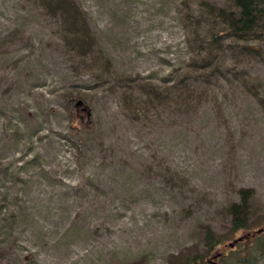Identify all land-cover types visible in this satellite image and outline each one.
<instances>
[{
    "label": "rangeland",
    "instance_id": "rangeland-1",
    "mask_svg": "<svg viewBox=\"0 0 264 264\" xmlns=\"http://www.w3.org/2000/svg\"><path fill=\"white\" fill-rule=\"evenodd\" d=\"M58 1L0 0V264H264V0Z\"/></svg>",
    "mask_w": 264,
    "mask_h": 264
},
{
    "label": "trees",
    "instance_id": "trees-1",
    "mask_svg": "<svg viewBox=\"0 0 264 264\" xmlns=\"http://www.w3.org/2000/svg\"><path fill=\"white\" fill-rule=\"evenodd\" d=\"M46 1H48L49 4L55 2V0H46ZM58 2L60 4L56 3L55 5H53L54 8L52 9L54 11L58 10L59 14H61V16H63V18L68 21L67 23L70 24V26H74V21H72L71 19L72 18L71 14H74V8L73 7L71 8V6L67 4L68 2L65 0L63 1L60 0ZM262 30L264 31V24L262 25ZM238 195H239V203L232 204L228 209L230 223H231V229H230L231 233H235L237 231H243L247 228L246 219H247L248 207H247L246 199L248 198L249 193L248 191H239ZM263 231L261 232L263 233ZM252 238L253 236L250 235V236H245V238L242 239V242L246 243V245L243 247L244 250L242 249L243 254L241 255V257H235V255L233 256L232 253L230 252L231 253L230 257L233 264H250L249 262L250 254H251L250 252L255 249ZM205 241L209 245L208 247L209 254L211 250H213L220 244L219 239L213 237L208 231L205 233ZM206 256L204 257L203 255L200 254H194L192 250L191 251L189 250L187 253L176 257L175 260L172 262V264H202L203 263L202 260H204ZM222 257H220V259ZM221 260L223 261V258ZM221 264H223V262Z\"/></svg>",
    "mask_w": 264,
    "mask_h": 264
},
{
    "label": "water",
    "instance_id": "water-1",
    "mask_svg": "<svg viewBox=\"0 0 264 264\" xmlns=\"http://www.w3.org/2000/svg\"><path fill=\"white\" fill-rule=\"evenodd\" d=\"M77 105H79V104H77ZM240 240H241V238L237 239L236 241L238 242V241H240ZM236 241H235V242H236Z\"/></svg>",
    "mask_w": 264,
    "mask_h": 264
},
{
    "label": "bare ground",
    "instance_id": "bare-ground-1",
    "mask_svg": "<svg viewBox=\"0 0 264 264\" xmlns=\"http://www.w3.org/2000/svg\"><path fill=\"white\" fill-rule=\"evenodd\" d=\"M242 239V238H241Z\"/></svg>",
    "mask_w": 264,
    "mask_h": 264
}]
</instances>
